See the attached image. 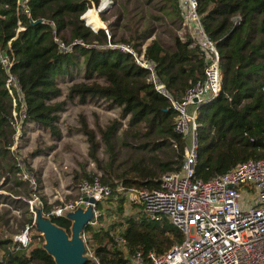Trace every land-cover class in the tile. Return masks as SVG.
I'll return each mask as SVG.
<instances>
[{"label": "trees", "instance_id": "obj_1", "mask_svg": "<svg viewBox=\"0 0 264 264\" xmlns=\"http://www.w3.org/2000/svg\"><path fill=\"white\" fill-rule=\"evenodd\" d=\"M117 1L109 0L99 11L101 20L106 21L102 14L114 2L117 5L114 20L106 22L110 29L107 42L103 29L98 28L100 24L92 30L80 18L91 4L97 5L100 0H29L28 15L20 13L17 0H0V51L10 61L8 72L0 66V176L1 186L10 184L8 193L0 194V205L8 207L0 213V233L3 234L0 264H54L41 247H35L42 242V237L32 224L25 201L30 194L28 185L18 176L15 165L16 160L21 159L16 154L19 135H15L10 123L12 106L5 88L7 77L15 78L21 94L24 115L20 119V129L31 125L47 130L51 138L58 140V113L64 109L66 101L76 98L78 104H84L103 100L109 108L119 110L120 118L129 117L128 124L143 121L152 129L161 124L155 123L158 119L170 122V129L166 126V139L157 140L156 144L172 149V157L166 163L172 165L170 170L181 169L185 140L173 130L176 113L167 97L153 88L148 72L135 64L128 53L111 48L108 43H126L141 53L154 65L157 78L175 100L182 99L185 90L203 78L204 54L193 44L187 29L180 34L182 13L177 0H134L132 10L125 7L129 0ZM196 2L202 28L215 42L221 72L218 94L200 103L195 117L193 178L206 180L245 160L264 158V0ZM142 5L153 9L154 13H146ZM40 19L55 23L62 42L80 39L86 46L73 45L66 52L59 51L50 27L46 22H38ZM157 22L165 24L169 40L166 46L158 39ZM75 73L80 75L79 81H73ZM64 77L70 78L64 99L51 102L62 95L59 83ZM18 108L17 102L14 109ZM77 124L78 132L85 138L88 157L101 171L98 179L102 183H108L111 188L117 181L125 188L157 186L158 179L139 169L136 177L121 175L115 179L110 174V163L106 168L100 167L96 151L100 143L109 150V136L117 122L94 130L88 126L84 115L79 114ZM93 177V174L84 173L80 182ZM37 191L39 193L38 182ZM39 197L42 211L46 213L50 204L46 197ZM124 198L123 193L113 191L105 200L108 206L105 202L96 204L100 210L98 218L118 214ZM23 206L20 212L23 218L16 229L21 231L28 226L30 233L24 242L3 232L9 229L10 217H14L5 218V215L20 211ZM48 217L68 232V219ZM116 224L111 223L106 228L97 227L98 224L83 227L85 246L102 264H124L137 251L160 254L182 238L180 231L164 217L149 219L138 213L120 220L118 227ZM31 231L34 234L31 235ZM115 236L122 237L124 244L113 241Z\"/></svg>", "mask_w": 264, "mask_h": 264}, {"label": "built area", "instance_id": "obj_2", "mask_svg": "<svg viewBox=\"0 0 264 264\" xmlns=\"http://www.w3.org/2000/svg\"><path fill=\"white\" fill-rule=\"evenodd\" d=\"M182 13V29H187L193 37V44L202 50L205 63L202 69L203 78L195 81L184 92L182 99H172L157 78L154 65L137 53L126 43L109 44L111 48L128 53L135 64L148 72L153 88L167 97L170 107L176 113L173 130L182 137L190 136L191 144L184 147L183 163L180 171L169 170L161 174L158 184L153 188L129 187L117 181L114 188L108 183H102L98 177L82 180L75 197L57 202L47 201L50 208L42 211V202L37 191L34 174L29 171L21 159L16 160L18 176L26 181L29 196L26 204L31 216L32 206L39 207L45 216H63L66 211L74 210L80 202L90 205L93 212L92 220L87 224L96 225L100 210L96 204H102L112 192L123 193L132 204L139 206L141 215L149 219L164 217L176 227L182 238L165 252L156 254L153 251H137L129 256L124 264H264V158L248 159L229 170L202 180L193 178V166L196 161L195 117L198 106L215 97L220 88V70L218 51L215 42L209 38L202 28L196 12V0H177ZM109 4V0H100L95 9L97 13ZM20 13L29 14V0H17ZM94 8V7H93ZM46 22L51 30L52 40L57 49L68 51L73 45L86 46L80 39L62 42L56 33L53 21ZM89 24V23H88ZM87 22L85 25H88ZM92 30L96 28L90 27ZM20 29V28H19ZM106 40L109 32L102 27ZM0 66L8 72L10 61L8 56L0 51ZM5 88L11 96V126L15 135H19L20 119L23 117V103L15 78L9 76ZM194 98L196 101L194 102ZM17 102L19 108L16 111ZM190 107V111L186 109ZM13 146L10 147V150ZM91 198L82 201V197ZM81 238L85 246V233ZM14 240H28V226ZM113 241L124 244L120 236ZM85 264H102L97 256L85 246ZM105 264H113L111 262Z\"/></svg>", "mask_w": 264, "mask_h": 264}, {"label": "rangeland", "instance_id": "obj_3", "mask_svg": "<svg viewBox=\"0 0 264 264\" xmlns=\"http://www.w3.org/2000/svg\"><path fill=\"white\" fill-rule=\"evenodd\" d=\"M122 1L118 0L117 2L120 3ZM154 1L156 0L152 2ZM141 2H144V0H141ZM113 4L102 14V18H105L106 21L101 20L94 4H91L80 15V18L84 24L86 22L87 24L89 23L87 26L96 28L100 24L101 28L105 26L110 33L106 22H112L114 14L118 10L115 2ZM133 6L134 0H129L125 4L127 10H132ZM142 7L146 13H154L153 9L143 5ZM156 25L159 26L157 30L158 39L162 45H168L169 40L166 31H164L165 24L157 22ZM160 31L162 32L160 33ZM79 76L75 73L73 81H79ZM68 81H70L69 77L61 79L59 86L62 90V95L51 102L64 99L70 84ZM186 111L189 112L190 107ZM79 114L84 115L88 126L94 130L98 127L104 128L114 121L117 122L118 125L109 136V150L106 151L100 143L96 151L100 167L106 168V165L110 163V174L113 178H119L121 175L136 177L139 169L141 172L159 179L162 173L169 171L172 167L171 164H166L172 157V149L168 145L156 144L157 140L166 139L168 134L166 133V126H169L170 129V122L158 119L155 123L159 122L161 124L154 125L152 129L143 124V121L137 124H128L129 117L120 118L119 110L117 108H109L103 100L78 104L76 98H74L70 102L66 101L64 109L58 113L56 126L60 132V139L55 140L50 137L47 130L35 128L31 125L25 127L24 130H19L16 154L21 158L27 169L35 174L39 187V196L46 197V194L51 195L57 192L61 195L60 200H71L75 197L77 186L84 173L93 174L96 177L101 174L96 164L87 155V144L84 136L78 132L77 118ZM96 138L99 139L98 135H96ZM183 138L185 146L189 147L191 144L190 136ZM2 180V176H0V194H7V187L10 184L1 186ZM16 191H19V188ZM54 202L56 203L57 200ZM105 206H108L107 202H105ZM138 207L136 204H132L128 198H124L122 209L118 214H113L110 217L103 216L101 219L97 218V227L106 228L111 223H117V226L120 220L123 221L127 216L138 214ZM6 209H8L6 205H0V213ZM23 209L24 206L21 207L20 211L5 215V218L12 215L14 217H10L8 222L9 229L6 232L3 231L4 235L17 236L22 233L24 228L21 231H17L16 228L19 226L18 222L23 218L20 214ZM4 228L2 227V229ZM113 231L118 232L117 230ZM32 234H34L33 231H31ZM2 235L0 233V238H2Z\"/></svg>", "mask_w": 264, "mask_h": 264}, {"label": "water", "instance_id": "obj_4", "mask_svg": "<svg viewBox=\"0 0 264 264\" xmlns=\"http://www.w3.org/2000/svg\"><path fill=\"white\" fill-rule=\"evenodd\" d=\"M84 200L93 202L91 198L83 196L82 201ZM32 210V224L42 237V242L35 244V247H41L54 264H85V246L81 233L83 227L93 218L91 206H84L80 202L74 210L64 213L63 216L70 222L68 232L52 223L39 207L32 206Z\"/></svg>", "mask_w": 264, "mask_h": 264}, {"label": "crops", "instance_id": "obj_5", "mask_svg": "<svg viewBox=\"0 0 264 264\" xmlns=\"http://www.w3.org/2000/svg\"><path fill=\"white\" fill-rule=\"evenodd\" d=\"M103 23V22H102ZM105 25V24H104ZM98 27H100V26H98ZM77 191V190H76ZM76 193V192H75ZM61 197V195L60 194H58L57 192L56 193H53V194H46V199H47V201L49 202V201H56L57 200V198L59 199Z\"/></svg>", "mask_w": 264, "mask_h": 264}]
</instances>
